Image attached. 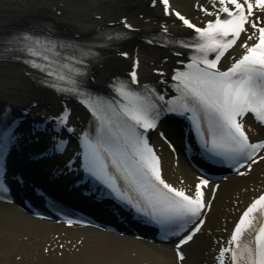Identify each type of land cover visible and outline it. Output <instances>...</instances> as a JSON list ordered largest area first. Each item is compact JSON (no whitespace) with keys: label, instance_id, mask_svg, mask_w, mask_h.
<instances>
[{"label":"snow or ice","instance_id":"1","mask_svg":"<svg viewBox=\"0 0 264 264\" xmlns=\"http://www.w3.org/2000/svg\"><path fill=\"white\" fill-rule=\"evenodd\" d=\"M151 2L153 6L162 4L165 16L174 15L184 27L193 30V42H175L185 48H193L198 54L185 65L186 70L176 71L172 75L171 79L177 82L173 87L179 95L166 101V111L191 113L188 119L197 126L202 119L207 126L208 137L204 141V148L215 156L237 163V158L243 157L247 168L251 170L254 164L264 161V140L250 141L244 124L245 117L251 114L258 124L264 126V0H209L212 11L197 5L206 16L214 17L203 26H197L172 8L170 0ZM121 23L125 29H132L126 19ZM249 27L253 30L251 34H248ZM162 31L167 33V27L162 26ZM246 34L247 39L240 45L244 50L243 54L239 58H233L230 66L221 70L218 65L222 58ZM123 35L117 33L115 38L119 39ZM252 40L255 42L249 43ZM153 42L148 41L150 44ZM44 47V41L28 33L15 37L8 45L10 51L18 49L30 57H42L44 61H50V56L41 51ZM46 51L51 52L53 49L47 48ZM209 53L214 54V58L210 59ZM121 54L127 56V53ZM67 59L75 61L76 57L70 56ZM25 62L52 78L54 83L50 84V87L80 98V102L88 107L99 122L94 139H90L87 133L81 137L84 148L82 166L87 173L117 192L120 198L138 213L150 216L157 224L164 226L165 231L170 234L179 235V232L173 231L172 228L177 222H180V231H183L185 225L193 224L189 232L175 245V257L182 264L185 260L182 246L191 242L201 231L205 220L197 218L211 207L212 201L206 199L203 191L204 187L209 186V181L200 178L195 184L194 192L186 194L184 189L174 187L162 178L160 158L144 135L137 131L143 129L146 132L157 126L156 120L161 112L151 99L154 92L147 89L149 95L145 96L132 90L128 81L120 82L115 91L125 103L116 106L113 111L111 104L105 105L80 90L74 77L84 73L75 65L66 62L62 68L52 70L50 64L42 67L36 60ZM138 66V61L132 65L129 73L131 84L139 83ZM157 71L159 75H164ZM155 99L165 101L163 95L156 96ZM107 113H111V116ZM68 115L69 109L65 108L63 113L54 119L60 125H65ZM44 131L39 125L33 129L36 134ZM67 131L73 130L68 128ZM161 136L163 137V133ZM15 139L11 134L0 139V156L8 150L9 142ZM62 144L63 142L57 144L56 150H62ZM103 154H106L108 162L130 181L139 194L138 200L120 192L115 177L108 172V163L104 162ZM243 166L245 165H241ZM239 174L245 175L244 172ZM8 191L0 174V193ZM215 191L216 189H212L213 196ZM67 223L71 224L72 221ZM226 243L227 246L219 248L216 256L218 264H226V256L227 264H264V193L253 199L241 213Z\"/></svg>","mask_w":264,"mask_h":264},{"label":"bare ground","instance_id":"2","mask_svg":"<svg viewBox=\"0 0 264 264\" xmlns=\"http://www.w3.org/2000/svg\"><path fill=\"white\" fill-rule=\"evenodd\" d=\"M170 1L172 6L191 12L195 0ZM123 18L132 25V32L137 36L135 40L119 46L121 48L117 46L100 51V64L96 65L93 72L95 83L102 85L117 73L125 74L132 59L136 58L139 62L137 73L143 81L161 82L168 89L170 74L184 59L149 45L146 39L151 33L162 30V26L167 27L168 32L184 33L185 30L171 16H165L159 4L153 6L151 0H0V47L21 29L29 28L43 19L50 20L61 30L88 34L99 28L121 25ZM244 40L231 53L243 51L240 43ZM121 53H127V56ZM157 70L164 75H159ZM5 102L14 105L36 103V107L45 111L60 106L56 95L39 88L30 80L26 68L16 62L0 59V104ZM79 119L81 115L74 109L71 120L77 124ZM253 126L250 134L253 139H257L261 134H257L256 126ZM156 143L160 145L164 177L174 184L193 187L195 173L183 158L180 155L175 158L162 141ZM262 191L264 161L253 165L245 177L231 176L221 183L204 227L185 248L186 264H213L218 238L227 234L238 213ZM0 264L177 262L171 244L150 243L88 228H64L52 222L37 220L13 205L0 203Z\"/></svg>","mask_w":264,"mask_h":264}]
</instances>
